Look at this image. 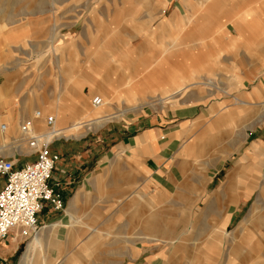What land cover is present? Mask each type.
Segmentation results:
<instances>
[{
	"label": "rangeland",
	"instance_id": "rangeland-1",
	"mask_svg": "<svg viewBox=\"0 0 264 264\" xmlns=\"http://www.w3.org/2000/svg\"><path fill=\"white\" fill-rule=\"evenodd\" d=\"M199 2L0 0V125L10 118L18 131L30 103L31 116L39 106L47 116H79L83 102L70 85L91 106L100 88L115 112L83 124L80 138L53 141L62 164L76 165L53 172L62 175L53 185L65 208L41 212L37 234L17 239L11 264H264V164L245 158L253 143L264 148V96L245 104V94L264 93V0H215L226 12L219 20L215 6L207 14ZM242 123L247 140L223 159ZM151 132L174 146L132 155L136 138ZM12 141L0 155L35 157ZM144 192L157 196L152 205ZM164 192L171 197L159 198ZM57 223L56 237L42 243V230ZM239 228L243 247L233 244ZM157 235L171 237L167 251ZM210 235L221 242L212 251Z\"/></svg>",
	"mask_w": 264,
	"mask_h": 264
},
{
	"label": "built area",
	"instance_id": "built-area-1",
	"mask_svg": "<svg viewBox=\"0 0 264 264\" xmlns=\"http://www.w3.org/2000/svg\"><path fill=\"white\" fill-rule=\"evenodd\" d=\"M92 104H101V98L95 97ZM34 119L43 118L40 110L34 112ZM52 128L53 116L45 118ZM21 131L27 138L28 148L33 150L35 159L16 167L13 159L0 155V177L5 178L0 189V240L12 233L18 237H31L37 234L38 216L45 209L60 212L65 208L64 199L51 183L59 154L51 150L52 142L35 130L32 120L21 124Z\"/></svg>",
	"mask_w": 264,
	"mask_h": 264
},
{
	"label": "crops",
	"instance_id": "crops-1",
	"mask_svg": "<svg viewBox=\"0 0 264 264\" xmlns=\"http://www.w3.org/2000/svg\"><path fill=\"white\" fill-rule=\"evenodd\" d=\"M214 1L215 0H202V2H199L198 4H199V6H203V5H205V11L207 12V14L210 12V10L211 9H213L212 7H216L217 9H216V13L214 14L215 16H217L218 17V20L219 19H221V18H224L225 17V11L223 12L221 9H219L218 7H217V5H216V3H214ZM188 3V0H185V6L186 7H189V6H192L193 4H187ZM188 9V8H187ZM245 15V14H244ZM216 17V18H217ZM235 17H237V15H235ZM241 17V15L239 16V18ZM246 17V16H245ZM252 18H250L249 19V22L251 23L252 22ZM171 26V25H170ZM252 26V25H251ZM172 27H175L174 28V30L176 29V26H175V24L173 25V26H171V28ZM252 30V29H251ZM176 31H177V29H176ZM105 83V82H104ZM262 84V83H261ZM240 86H245L243 83H240ZM69 88H70V92L71 93H73L74 94V96H76V99H78V100H82V102H83V106H82V110H81V112H80V114H79V116H75V115H73V113L71 112H68V111H60V109H59V113L61 112V114H63L62 116H61V119L62 118H64V120H62V122H61V124L60 125H65V126H71L72 124H73V121L74 120H76V119H78L79 117L80 118H82V117H84V114H83V112H85V111H87L88 109H89V112H90V108H88V103L91 105V103L89 102V96L88 97H83L82 95H80V93H78V96L76 95V93H74V91H75V87H73L72 85H70L69 86ZM99 89V91H100V88H98ZM91 91H93V93L95 92V93H97L98 95L101 93V92H96V88L94 89V88H92V90ZM104 91V90H103ZM262 91V88L260 89L259 88V90H256V91H254L253 90V92L252 93H250V94H245V97H246V103L245 104H249V106H250V104H252V100L253 99H256L257 98V96L259 95V96H264V93H262L261 92ZM105 92V91H104ZM92 94V93H91ZM111 103V102H110ZM37 104V103H36ZM33 107H34V103H30V104H26L24 107H23V111H24V113L26 114H28V116H29V118H30V116H31V111H32V109H33ZM92 108H94V106L92 105L91 106ZM223 107L224 106H222V107H219V109H218V111L216 112V114L215 113H213V115H212V117H211V120L209 121V129L211 130H209L208 132H212L213 131V128L214 127H217V125H218V121H220L221 120V118H220V111H222L223 110ZM39 108H41V109H43L44 110V115L45 116H47L46 115V109H45V107H43V106H39ZM38 108V109H39ZM217 110V109H216ZM58 111V110H57ZM213 111H214V107H213ZM54 113H56L55 111L54 112H52V115L51 116H53L54 117ZM90 114H93V115H95V117H97L98 116V114H99V112H90ZM55 118V117H54ZM201 118H202V116H201ZM215 118V119H214ZM220 118V119H219ZM56 120V119H55ZM39 121H42V123L43 124H40L39 125ZM3 125V124H2ZM1 125V126H2ZM6 125V124H5ZM36 125H37V128L38 129H40V128H45L46 129V131H47V127H46V125H45V122H44V119H41V120H38L37 122H36ZM222 126H225V125H227V124H221ZM6 127H7V125H6ZM100 126H97V128H99ZM239 127L240 128H238L240 131H238L237 132V136L236 137H234V139H235V141L233 140V142L235 143V149H230L229 150V153H224L223 151H221V153H220V156L221 157H223V159H226L227 157H229L230 155H232L234 152H236L237 151V147L239 148V146H241V140H244V141H246L247 140V138H246V136H245V134L241 131V130H243L245 127H246V124H244V123H242L241 125H239ZM81 131V130H80ZM80 131L78 132V133H76L75 135L77 136V135H79V138L81 137V136H83V134L82 133H84V132H81L80 133ZM185 131V130H184ZM186 132L187 131H185V134H186ZM232 134V133H231ZM85 135V134H84ZM73 136V135H72ZM61 138V137H60ZM67 138V137H66ZM161 139H160V141H157V139H155V136L152 134V132L151 133H149V134H144V135H142V136H140V137H138V138H136V140H135V147H133L132 149H130L131 151H132V155H137V156H141V155H146V154H150L151 156H153V155H155V153L159 150L158 149V143L159 144H161V145H163V144H165V146H167V149H171L173 146H174V143H173V141H171L170 142V140L168 141L167 139H166V137H164V136H162V137H160ZM55 139H59V138H57V136L55 137ZM54 139V140H55ZM211 139V138H210ZM209 139V140H210ZM213 140H214V138H213ZM166 142H169L168 144L166 143ZM13 144H15V143H13ZM2 145L3 144H1V142H0V153L2 152V151H4V149H6V148H3L2 147ZM9 145V144H8ZM18 145V144H17ZM19 146V145H18ZM8 148H9V146H8ZM160 148V147H159ZM12 149V148H11ZM13 149H21V150H23V148L21 147H13ZM158 149V150H157ZM95 151H97V150H95ZM55 152V151H54ZM2 155V154H1ZM2 156H4V155H2ZM95 156H97L98 157V154H96L95 152H93V158L95 157ZM9 158H13L14 159V162L16 163V167H21V166H23L24 164H26V163H28V162H30V161H32V160H34L35 159V157H33L31 160H27V161H21V158H23V156H22V154H20V153H15L13 156H10ZM245 158H251V159H254V160H257V161H259L258 163L261 165V164H264V148H263V146H262V144L261 143H253L250 147H249V149H248V151L245 153ZM95 159H97V167L98 168H101V166H102V164H101V162H100V159H98V158H95ZM60 163L62 164L63 162L60 160L59 162H58V164L60 165ZM65 166V164H62V166ZM71 165V164H70ZM69 165V166H70ZM101 165V166H100ZM69 166H65L66 168L68 167V170L69 171H73V170H75L76 169V165L75 164H72V167H69ZM147 172H149V171H147ZM61 174L60 175H54L53 176V180H51V183L52 184H54L55 185V181H57L58 180V178H60L61 179ZM206 181H207V179H206ZM4 182H5V178L4 177H0V189L3 187V185H4ZM53 185V186H54ZM55 187V186H54ZM56 190H58L57 188H55ZM161 190H159V192H160ZM224 190H223V186H221L220 188H218V190L213 194V197H216L217 199H218V197L219 196H223L224 194H222V192H223ZM158 192V191H157ZM160 194V197L159 198H163V199H168V198H170L171 196H170V194H169V192H164V193H159ZM143 199H145V201L147 202V204H150V205H152L153 204V198H155V197H157V196H155V195H150L149 193H147V192H144L143 194H141L140 195ZM152 196V197H151ZM221 196V197H222ZM77 199L75 198V202H77L76 201ZM254 204H256V203H254ZM253 204V205H254ZM257 205V207H256V209L254 210V209H252L251 208V214H253V213H255L257 210H258V203L256 204ZM253 207V206H252ZM47 212H56V211H54V210H52V209H48L47 210ZM46 212V213H47ZM225 215V214H224ZM40 216H41V214H39V216H38V220H39V218H40ZM147 218V220L149 221L148 222V224H150L151 223V218L152 217H146ZM221 222H220V226H222V227H220L221 228V232H224V230H223V228H225V226H226V218H225V216H223V218L220 220ZM72 224H73V226H72V229H71V234H73L74 233V224H77V220H76V218H75V216L73 215L72 216ZM60 224H55V225H51L50 226V230L48 231L47 229H48V227H46V228H44L43 230H42V232H41V234L39 235L40 236V238H41V241H42V243H43V241L45 240V238L51 243V241L53 240V238L54 237H56L55 235H56V233H57V229L60 227L59 226ZM150 226V225H149ZM244 228V227H243ZM150 229H153V236H155V232L156 231H158L157 229H154V228H152L151 226H150ZM76 230V229H75ZM144 230H145V227H144ZM245 230V229H244ZM241 232H242V229L241 228H239V232H237L236 234H235V239H233V244L234 243H237V242H239V239H238V236H240V235H242L241 234ZM72 236V235H71ZM251 236V235H250ZM157 237H159L160 238V240L159 241H161V243H164V245L166 244V251H167V249H169L170 248V246L173 244L172 242H171V237L170 238H168V239H164V240H162L161 239V237L160 236H158L157 235ZM19 237L17 236V234H15V233H12L8 238H6L5 240H0V264H11L10 263V261L8 260V259H10V258H12L13 257V254H14V251L16 250V248H17V239H18ZM175 239V238H174ZM208 240V247H209V249L212 251V249L215 247V245H218L219 243H221L220 241H217L216 240V238H215V236L214 235H210V237L207 239ZM155 242H157L156 240H155ZM169 242H171V244H169ZM212 242H213V244H212ZM32 243V242H31ZM30 243V244H31ZM156 244V243H155ZM211 244V245H210ZM238 244H240L239 246L240 247H243L242 246V242H239ZM220 245V244H219ZM30 246V245H29ZM29 246H28V249H29ZM212 246H213V248H212ZM205 247H207V244H205ZM207 247V248H208ZM207 253H205L204 255L206 256V258H207V255H206Z\"/></svg>",
	"mask_w": 264,
	"mask_h": 264
},
{
	"label": "bare ground",
	"instance_id": "bare-ground-1",
	"mask_svg": "<svg viewBox=\"0 0 264 264\" xmlns=\"http://www.w3.org/2000/svg\"><path fill=\"white\" fill-rule=\"evenodd\" d=\"M93 88L95 89V87L93 86ZM98 88H96V92H97ZM99 98H101V104L98 105V106H94V108L91 107V105L88 103V108H90V112H99L98 116L95 117V115H93V117L91 118V115L90 112H89V109L85 112H83L84 114V117H82L83 119L79 121L76 120L75 123H73L71 126H65V125H60L62 120H64V118L61 119V116L63 114H61V112L59 113V110L54 114V117H55V124L52 128H49L46 124V121H45V118L47 116H45L43 114V118L41 119H44V122H45V125L47 127V131L45 128H40L38 129L37 128V125H36V122L38 120H41V119H34V113L32 116H30V118H28V120H32L33 123L35 124V130L38 134H40L41 136H44L45 139L49 142H52L54 141L55 137L57 136V138H60V137H70L72 134L76 133V132H79L80 131V127H82L83 124H89V123H98V122H101V120H107L108 118L110 117H113V115H115V112H112L113 108H112V105L110 103V99L108 98L107 94L104 93V92H101L99 94V96H97ZM170 99V98H168ZM60 107V106H59ZM134 108H130V109H125L124 111H119L116 115V117H121L123 116L127 111H130V110H133ZM116 110V109H114ZM40 111L43 113L44 110L40 108ZM221 114V113H220ZM5 124L4 125H0V141H2V147L3 148H8V146L6 145V142L7 141H10V140H13L11 143H15V144H18V145H15V147H23V145L25 143H27V138L24 136V134L22 133L21 131V124L19 127V130L17 131L14 130L12 127H11V119H6L5 120ZM27 120L25 119L23 122H26ZM78 121V122H77ZM39 124H43L42 121H39ZM11 148V147H10ZM25 148V147H23ZM25 150L29 151V152H33V150L29 149V148H25ZM22 151V150H21ZM2 156V155H1ZM152 197V196H151ZM145 200V199H144ZM36 239H38V236L36 237ZM213 244V242H212ZM211 245V244H210ZM209 248V247H208ZM213 248V246H212ZM40 249V247H39ZM207 249V248H206ZM214 249V248H213ZM208 250V249H207Z\"/></svg>",
	"mask_w": 264,
	"mask_h": 264
}]
</instances>
